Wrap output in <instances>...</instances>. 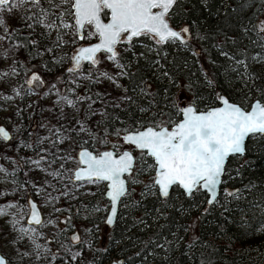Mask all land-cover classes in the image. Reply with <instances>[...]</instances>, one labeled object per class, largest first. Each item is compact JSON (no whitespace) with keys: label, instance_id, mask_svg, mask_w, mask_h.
I'll list each match as a JSON object with an SVG mask.
<instances>
[{"label":"trees","instance_id":"trees-1","mask_svg":"<svg viewBox=\"0 0 264 264\" xmlns=\"http://www.w3.org/2000/svg\"><path fill=\"white\" fill-rule=\"evenodd\" d=\"M61 3L70 14V0ZM36 8L25 23L4 34L16 53L8 65L0 59V71L11 67L17 72L13 88L23 87L14 127L18 134L0 147L1 156L16 162L33 152L31 132L47 83L31 70V64L39 55L46 77L55 79L64 72L49 61V39ZM44 10L52 8L45 4ZM167 17L173 26L184 27L186 37L158 42L140 33L117 43L110 57L120 67L113 68L119 90L115 100H102L97 115L86 112L89 134L76 138L79 147L99 150L116 143L122 132L170 125L178 119L182 105L205 109L217 103L220 93L241 105L244 92L236 87L243 75L250 76L259 92L256 98L264 103V0H175ZM83 39L91 41L86 33ZM78 68L86 72V63ZM66 70L77 73L68 64ZM30 71L39 76L34 83H26ZM94 79L84 81L76 92L94 91ZM28 89L35 93L30 110L25 108ZM247 91L253 90L248 87ZM101 96V92L91 93L92 103ZM142 159L134 155L125 196L112 224L98 228L93 221L89 225L94 241L83 264H101L112 257L119 264H264V134H250L243 153L227 157L212 203H206L205 192L197 187L184 195L174 185L167 195L159 196L152 183V166L147 171L138 167ZM145 160L152 163L148 156ZM16 176L21 182L20 170ZM98 199L106 202L102 193Z\"/></svg>","mask_w":264,"mask_h":264},{"label":"rangeland","instance_id":"rangeland-1","mask_svg":"<svg viewBox=\"0 0 264 264\" xmlns=\"http://www.w3.org/2000/svg\"><path fill=\"white\" fill-rule=\"evenodd\" d=\"M61 1L8 0L0 4L2 63L8 65L16 53V49L3 38L4 34L12 26L25 23L30 10L37 6L39 24L49 39V61L64 71H60L58 78L52 79L51 75L46 77L47 70L39 55L31 64V70L37 71L40 78H45L47 83L41 94L42 108L34 121V131L31 132L33 152L25 153L19 162L25 169L22 173L25 178L23 182L17 180L16 171L20 170L17 159L0 155V252L17 264H83L91 252L92 234L89 232V225L95 221L98 228L103 227L108 206L107 200L102 204L98 199L104 189L102 181H71L70 175L72 168L77 164L75 151L79 145L76 138L89 134L91 121L86 112H96L97 115L102 100H115V90H119V86L114 75L115 69L120 67L112 63L110 54L99 51L93 61L86 62V72L78 68L80 65L76 68V74L66 70L71 61V53L78 45L85 43L86 39L80 40L81 38L76 37L72 15L64 12V4ZM45 4L50 5L52 11H45ZM90 30V25L86 23L83 32L92 40L94 37ZM91 71L93 75H90ZM16 74V70L11 67L0 71V124L8 129L11 136L9 140L0 137L1 148L7 146L18 134L14 127L17 124L19 96L23 87L20 86L18 90L13 88L12 77ZM92 76L96 84L94 91L102 93L101 98H97L94 103L90 98L93 90L88 89L81 94L76 92V88L84 81L92 82ZM75 78L80 80L76 81ZM35 80L36 78L33 83ZM251 82L250 76L243 75L236 87L241 93L244 92L240 98L242 104L249 103L259 93ZM248 87L253 91H247ZM34 94L30 89L25 91L26 110H30ZM115 141L118 150L129 148L120 139ZM133 154L144 158L143 165L139 163L138 166L143 171L151 168L152 163L145 160L146 155L142 151ZM26 195H31L40 208L42 220L38 225L24 222ZM61 225L66 231H71L74 227L77 229V245L63 244L57 236Z\"/></svg>","mask_w":264,"mask_h":264},{"label":"water","instance_id":"water-1","mask_svg":"<svg viewBox=\"0 0 264 264\" xmlns=\"http://www.w3.org/2000/svg\"><path fill=\"white\" fill-rule=\"evenodd\" d=\"M8 0H0V4ZM36 1V0H32ZM174 0H70L71 19L77 38H81L84 23L90 24L95 38L82 43L71 53L72 67L91 62L99 51L113 54L121 37L129 40L146 33L158 42L186 37L184 27L170 24L167 12ZM107 11L105 19L101 10ZM39 78L35 71L27 75L26 83ZM264 134V103L253 98L243 107L223 93L217 103L196 109L192 103L179 108L178 119L170 125H145L122 132L120 141L129 148L116 151L108 146L97 152L86 146L75 151L76 165L71 170L72 181L88 179L104 183L102 196L108 206L103 223L110 226L120 199L126 192V176L134 165L131 149L142 151L152 161V183L159 196L177 186L184 195L196 187L206 194V203L217 196L225 161L230 155H241L250 134ZM0 137L11 139L10 132L0 124ZM25 222L36 225L41 220L40 209L30 196L26 198ZM76 241V230L70 233ZM0 264H8L0 254ZM101 264H119L111 258Z\"/></svg>","mask_w":264,"mask_h":264},{"label":"flooded vegetation","instance_id":"flooded-vegetation-1","mask_svg":"<svg viewBox=\"0 0 264 264\" xmlns=\"http://www.w3.org/2000/svg\"><path fill=\"white\" fill-rule=\"evenodd\" d=\"M175 1V0H174ZM172 6V5H171ZM101 17L103 18V19H105L106 18V16H107V11L106 10H104V9H102L101 10ZM86 23H84V25H85ZM90 25V24H89ZM84 27V26H83ZM90 28H91V26H90ZM91 31L93 32V34H94V38H95V33H94V31L92 30V28H91ZM85 32H83V29H82V35L84 34ZM143 33V32H142ZM140 34V33H139ZM82 37V36H81ZM70 63L68 64V65H70V67L72 68V69H75V68H77L78 67V65H80V64H82V63H80V64H78L76 67H72L71 66V64H72V58H70ZM37 78V77H36ZM109 146H111V147H113L116 151H118V149H117V147H116V143H114V144H112V145H109ZM108 147V146H107ZM94 152H97L98 150H93ZM131 151H132V153L133 152H140V151H138V150H135V149H131ZM20 162V161H19ZM19 162H17V166L18 167H20L19 169L21 170L22 169V171H21V174L22 173H24L25 172V169H24V166H23V164H19ZM134 166V165H133ZM133 169V168H132ZM70 177H71V175H70ZM22 179V181L21 182H23L24 180H25V178H24V176L21 178ZM71 180V179H70ZM72 181V180H71ZM28 196H30L32 199H33V197L31 196V195H26V197H25V200H24V203H25V215H24V222H25V216H26V213H27V204H26V198L28 197ZM36 202V201H35ZM37 203V202H36ZM38 205V204H37ZM39 207V206H38ZM40 209V208H39ZM41 212V211H40ZM93 219V218H92ZM41 220H42V214H41ZM41 220H40V222H41ZM39 222V223H40ZM26 223V222H25ZM38 223V224H39ZM27 224V223H26ZM38 224H36V225H38ZM74 230H76V232H77V234H78V237H79V233H78V231H77V229L74 227L71 231H66V230H63V227H62V225L60 226V228L58 229V232H57V236H59L60 237V239L62 240V242H63V244H67V245H77V242H78V239L76 240V241H72L71 240V236H70V233L72 232V231H74ZM91 234H93L92 232H91ZM94 236L92 235L91 236V242H90V244H91V246H92V244H93V238ZM0 254L1 255H3L4 256V258H5V260H6V262L8 263V264H17L16 262L14 263V261H12L7 255H4L3 253H1L0 252Z\"/></svg>","mask_w":264,"mask_h":264}]
</instances>
